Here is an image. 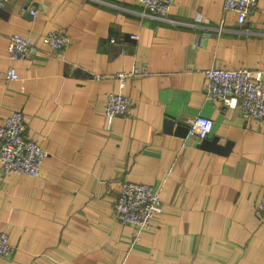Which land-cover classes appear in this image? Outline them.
Returning a JSON list of instances; mask_svg holds the SVG:
<instances>
[{
    "label": "crops",
    "instance_id": "crops-1",
    "mask_svg": "<svg viewBox=\"0 0 264 264\" xmlns=\"http://www.w3.org/2000/svg\"><path fill=\"white\" fill-rule=\"evenodd\" d=\"M236 19L223 0H173L166 19L135 0H10L0 9V122L21 110L26 136L46 151L36 177L0 171V231L14 248L0 264H264L254 207L264 197V119L209 99L198 71L247 66L264 82V0ZM49 31L70 44L50 51L39 39ZM12 32L39 39L23 58L9 56ZM9 66L17 79L6 78ZM137 66L146 73L123 89L130 115L108 118L116 81L93 75ZM197 115L213 120L206 139L223 152L165 130L166 119L188 129ZM124 180L158 192L154 229L115 218Z\"/></svg>",
    "mask_w": 264,
    "mask_h": 264
},
{
    "label": "built area",
    "instance_id": "built-area-1",
    "mask_svg": "<svg viewBox=\"0 0 264 264\" xmlns=\"http://www.w3.org/2000/svg\"><path fill=\"white\" fill-rule=\"evenodd\" d=\"M10 0H0V9ZM142 5L148 15L166 19L173 0H135ZM258 0H223L225 11H233L237 15V23L243 24L257 5ZM35 14V10H30ZM136 33L130 38L136 39ZM50 51L66 48L70 38L60 31H49L39 38ZM39 39L12 32L9 35L7 50L10 58H23L35 46ZM110 41H114L113 38ZM206 78L205 92L209 99L220 100L224 105L240 109L243 118L264 119V82L255 77L253 69L239 66L233 69L203 67L198 69ZM146 73L143 66L120 70L112 75L94 74L95 80L113 79L117 90H109L103 106L108 118L117 115H130L133 101L123 92L127 80ZM8 79H17L15 69L9 66L5 73ZM204 121L208 125L200 124ZM213 128L211 118L197 115L189 124L188 133L194 136L197 143L206 138ZM46 151L36 141L25 134L22 111L13 110L0 122V171L3 175L11 173L36 177L39 174ZM160 197L155 189L146 183L124 180L113 203V214L122 224L133 225L139 229L152 230L160 213ZM255 209L264 220V197L259 199ZM137 240L140 235L135 237ZM14 248L8 241V235L0 231V258H8Z\"/></svg>",
    "mask_w": 264,
    "mask_h": 264
},
{
    "label": "water",
    "instance_id": "water-1",
    "mask_svg": "<svg viewBox=\"0 0 264 264\" xmlns=\"http://www.w3.org/2000/svg\"><path fill=\"white\" fill-rule=\"evenodd\" d=\"M165 130L167 132H171L173 130L176 134L180 136H186L188 129L180 125L174 127V124H172V121L169 119H166L165 120ZM216 142H217L216 138H213V139L204 138L200 141V144L201 146L205 148H208V149H211L217 152H223L226 149L227 145L226 147H220L219 145L216 144Z\"/></svg>",
    "mask_w": 264,
    "mask_h": 264
},
{
    "label": "clouds",
    "instance_id": "clouds-1",
    "mask_svg": "<svg viewBox=\"0 0 264 264\" xmlns=\"http://www.w3.org/2000/svg\"><path fill=\"white\" fill-rule=\"evenodd\" d=\"M200 124H205V128L207 129L208 125L204 121H199Z\"/></svg>",
    "mask_w": 264,
    "mask_h": 264
},
{
    "label": "rangeland",
    "instance_id": "rangeland-1",
    "mask_svg": "<svg viewBox=\"0 0 264 264\" xmlns=\"http://www.w3.org/2000/svg\"><path fill=\"white\" fill-rule=\"evenodd\" d=\"M121 186V185H120ZM120 190V189H119ZM119 193V192H118Z\"/></svg>",
    "mask_w": 264,
    "mask_h": 264
}]
</instances>
